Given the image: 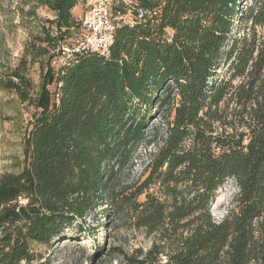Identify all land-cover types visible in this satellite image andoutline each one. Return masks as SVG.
<instances>
[{
	"label": "trees",
	"instance_id": "trees-1",
	"mask_svg": "<svg viewBox=\"0 0 264 264\" xmlns=\"http://www.w3.org/2000/svg\"><path fill=\"white\" fill-rule=\"evenodd\" d=\"M37 1L54 18L0 78L35 108L21 170L0 173V264H53L36 247L66 239L111 198L137 146L156 140L145 133L152 107L170 119L149 174L124 199L152 244L103 256L98 246L97 264L115 251L118 264H264V0L115 1L113 15L134 23L117 27L110 54L79 52L62 69L51 59L81 27L80 0ZM37 62L47 66L38 85ZM229 180L238 192L216 220Z\"/></svg>",
	"mask_w": 264,
	"mask_h": 264
},
{
	"label": "rangeland",
	"instance_id": "rangeland-1",
	"mask_svg": "<svg viewBox=\"0 0 264 264\" xmlns=\"http://www.w3.org/2000/svg\"><path fill=\"white\" fill-rule=\"evenodd\" d=\"M91 2L80 0L73 9L76 19L83 18ZM127 2L130 0H118L115 8ZM53 18L54 12L37 0H0V78H7L9 69L19 61L30 35L39 32ZM46 67V63L43 66L37 62L30 69V76L37 85ZM34 111L33 106L22 103L14 93L0 87V173L21 170L24 135ZM151 113L145 133L147 139L156 137V140L152 143L143 141L137 146L130 162L114 177L111 198L97 201L84 217L69 228L70 235L66 239L56 241L51 246L36 247L50 255L53 264H97L96 249L102 245L105 249L99 256H103L111 247H122L131 252L152 244L153 238L145 229L131 225L133 214L130 205L124 201L149 174L152 154L160 146L170 119L167 108L152 107ZM237 192L238 188L231 180L219 189L212 204V214L216 220L227 214ZM143 198L144 195L140 197L141 200ZM106 210L108 216H105ZM79 224L83 227L82 231ZM120 260V253L115 251L106 255L104 264H118Z\"/></svg>",
	"mask_w": 264,
	"mask_h": 264
},
{
	"label": "built area",
	"instance_id": "built-area-1",
	"mask_svg": "<svg viewBox=\"0 0 264 264\" xmlns=\"http://www.w3.org/2000/svg\"><path fill=\"white\" fill-rule=\"evenodd\" d=\"M118 0H92L81 19V27L69 37L63 38L61 46L51 59L53 67L62 69L79 52H93L103 56L110 54L115 31L122 23H134V17L117 11L113 15V5ZM145 10H139L137 19L143 18ZM135 17V19H136ZM62 83H58L61 86ZM59 93H57V98Z\"/></svg>",
	"mask_w": 264,
	"mask_h": 264
}]
</instances>
